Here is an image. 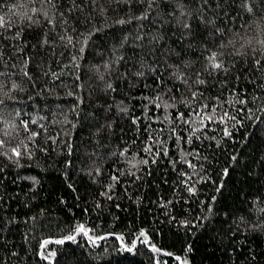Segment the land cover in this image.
<instances>
[{
	"label": "trees",
	"instance_id": "obj_1",
	"mask_svg": "<svg viewBox=\"0 0 264 264\" xmlns=\"http://www.w3.org/2000/svg\"><path fill=\"white\" fill-rule=\"evenodd\" d=\"M0 264H264V0H0Z\"/></svg>",
	"mask_w": 264,
	"mask_h": 264
},
{
	"label": "snow or ice",
	"instance_id": "obj_2",
	"mask_svg": "<svg viewBox=\"0 0 264 264\" xmlns=\"http://www.w3.org/2000/svg\"><path fill=\"white\" fill-rule=\"evenodd\" d=\"M215 67H220V65L217 64V65H215ZM13 151H15V150H13ZM16 155H19V153L17 152ZM145 163H146V161H145ZM79 231H81V232L84 231L83 226L80 227ZM141 235H145V234H144V233H141ZM69 239H74V237H69ZM59 242L62 243L63 241H59ZM146 242H147V241H145V243H146ZM133 247H134V246H133ZM127 250H128V251H132L133 249H132V248H128Z\"/></svg>",
	"mask_w": 264,
	"mask_h": 264
}]
</instances>
